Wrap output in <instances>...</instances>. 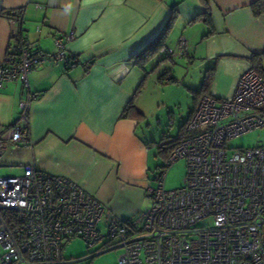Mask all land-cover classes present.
Instances as JSON below:
<instances>
[{
    "label": "crops",
    "instance_id": "1",
    "mask_svg": "<svg viewBox=\"0 0 264 264\" xmlns=\"http://www.w3.org/2000/svg\"><path fill=\"white\" fill-rule=\"evenodd\" d=\"M254 1L0 0V63L21 34L50 55L60 38L79 60L68 67L47 58L28 74L27 88L20 80L0 88V132L18 122L26 93L36 94L26 144L10 143L0 166L19 175L33 164L74 180L104 206L105 219L125 220L147 209L158 146L181 135L195 106L192 90L207 69L214 67L208 93L229 98L251 68V55L264 51V14L253 15ZM13 10H20L19 18L6 16ZM171 17L163 46L150 54V41ZM181 38L187 54L166 57L162 49L177 50ZM182 84L191 108L172 135L177 102L168 88ZM129 102L140 117L123 115Z\"/></svg>",
    "mask_w": 264,
    "mask_h": 264
},
{
    "label": "built area",
    "instance_id": "2",
    "mask_svg": "<svg viewBox=\"0 0 264 264\" xmlns=\"http://www.w3.org/2000/svg\"><path fill=\"white\" fill-rule=\"evenodd\" d=\"M0 63V88L20 80L47 58L73 67L60 38L53 55L22 34ZM71 38V34L67 36ZM166 57L187 54L181 38ZM36 94L20 102L18 122L0 132V157L10 143H25ZM20 123H23L20 125ZM264 127V77L242 73L229 98L205 94L186 125L187 135L165 159L148 189L149 206L128 219H105L104 206L79 183L41 171L0 175V264H64L62 248L73 239L98 249H119L115 264H264V145L230 150L229 139ZM185 160L182 185L164 186L165 169Z\"/></svg>",
    "mask_w": 264,
    "mask_h": 264
},
{
    "label": "rangeland",
    "instance_id": "3",
    "mask_svg": "<svg viewBox=\"0 0 264 264\" xmlns=\"http://www.w3.org/2000/svg\"><path fill=\"white\" fill-rule=\"evenodd\" d=\"M196 65L198 64L196 63ZM179 83L182 82L179 81ZM174 84H177V82ZM168 89H172L173 91V97H172L174 100L173 103L177 102L175 107V119L173 121L174 125H172V127H169L168 125V130H170L171 132L170 134L174 135L179 125L182 124V122L185 120L184 118L187 116L188 108L189 107L191 108V98L189 94L186 92L183 84L182 87L180 88H177V86H172ZM155 118L156 117H154L153 120H155ZM171 128L173 129V131H171L172 130ZM260 145H264V127L250 130L237 137L229 139L226 143V147L229 148L230 150L244 149V148L256 147ZM163 165H164V159L161 155L158 154V156L154 161V165L152 167V176L150 177L151 179L150 184L152 185V187L157 186L156 176L159 173V171L163 169L162 168ZM13 173L14 172H9L6 167L0 166L1 176H10ZM184 174H185V160L179 159L170 167L165 169V177H164L165 188L174 189L181 186ZM98 246L99 245H96L95 247H87L86 242L80 238H73L67 241L62 248V257L65 260L64 264H115L118 254L120 253L119 249L107 250L105 252L97 254L92 258H88V254L92 251L97 250ZM0 254H1V247H0Z\"/></svg>",
    "mask_w": 264,
    "mask_h": 264
},
{
    "label": "trees",
    "instance_id": "4",
    "mask_svg": "<svg viewBox=\"0 0 264 264\" xmlns=\"http://www.w3.org/2000/svg\"><path fill=\"white\" fill-rule=\"evenodd\" d=\"M203 1H205V0H203ZM250 7H251V10H252V13L254 16L257 17V16H260L261 14H264V0H255L250 5ZM5 14L8 18H15V19L19 18L21 15L20 10L6 11ZM207 15H209V11L206 7L205 12L203 13V17H205ZM205 21L209 24V20L207 18H205ZM172 22H173V17L168 19V21L166 22V24L164 25L162 30L158 33V35H156V37L150 41V43L148 45V52H150V54H151V52H157L158 50L161 49V47L163 46L164 38L167 36L169 31L171 30ZM249 60H250L251 68L253 70H255L260 76L264 77V51H261L260 53L252 54ZM213 76H214V67H211V68L207 69V71L205 72L203 82H202L200 88L197 90H192L195 106H194L193 110L191 111L188 120L186 122H184V124H182L180 127L181 135L176 137V138L167 140L166 142L160 143V145L158 146V154L163 157L164 161L169 156V154L172 152V150L179 144L181 139L185 135L188 134L186 131V125H187L188 121L190 120V118L193 114V111H194L199 99L201 98V96H203L205 94H209L208 90H209L210 83L213 79ZM123 115L124 116L132 115V116H136V117L141 116V114L135 109L133 102L128 103V105L126 106V108L124 110Z\"/></svg>",
    "mask_w": 264,
    "mask_h": 264
}]
</instances>
